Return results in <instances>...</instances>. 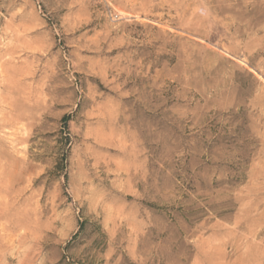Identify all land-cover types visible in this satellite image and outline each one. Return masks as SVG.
Listing matches in <instances>:
<instances>
[{"label": "rangeland", "instance_id": "obj_1", "mask_svg": "<svg viewBox=\"0 0 264 264\" xmlns=\"http://www.w3.org/2000/svg\"><path fill=\"white\" fill-rule=\"evenodd\" d=\"M0 264H264V0H0Z\"/></svg>", "mask_w": 264, "mask_h": 264}]
</instances>
